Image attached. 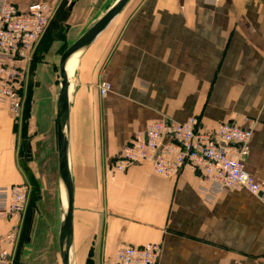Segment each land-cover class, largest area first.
<instances>
[{
	"label": "crops",
	"instance_id": "0c3cea01",
	"mask_svg": "<svg viewBox=\"0 0 264 264\" xmlns=\"http://www.w3.org/2000/svg\"><path fill=\"white\" fill-rule=\"evenodd\" d=\"M42 1L48 0H15L21 8ZM56 2L58 28L45 33L35 56L21 66L22 117L16 120L0 102V187L28 184L41 204L48 195L57 197L58 252L49 255L53 264H62L60 59L118 0ZM61 25L65 29L56 37ZM49 38H67L59 58L48 54ZM70 77L76 264H106L118 248L147 243L161 245L159 264H264L259 197L207 189L190 169L160 176L144 162L123 173L111 170L136 132L163 118L196 117L209 131L226 122L252 130L243 163L264 192V0H130L73 65ZM102 82L112 87L106 96L99 90ZM32 211L35 221L38 212ZM14 225L0 222V235ZM27 256L25 250L21 262ZM39 260L35 263L42 264Z\"/></svg>",
	"mask_w": 264,
	"mask_h": 264
},
{
	"label": "built area",
	"instance_id": "2783aa9c",
	"mask_svg": "<svg viewBox=\"0 0 264 264\" xmlns=\"http://www.w3.org/2000/svg\"><path fill=\"white\" fill-rule=\"evenodd\" d=\"M217 3L219 0H208ZM56 0L34 3L21 8L15 0H0V102L12 116L23 115L22 65L31 61L37 44L46 33L56 12ZM102 82V96L111 91ZM251 129L233 123H222L215 130H205L196 117L184 122L161 119L145 130L136 132L116 156L111 170L126 172L138 164L149 162L160 176L177 175L190 169L204 187L217 192L246 190L264 202V192L243 160L250 152ZM31 188L28 184L0 187V222H14L6 235H0V264L12 263V248L24 219ZM161 245H125L106 264H159Z\"/></svg>",
	"mask_w": 264,
	"mask_h": 264
},
{
	"label": "water",
	"instance_id": "95a60500",
	"mask_svg": "<svg viewBox=\"0 0 264 264\" xmlns=\"http://www.w3.org/2000/svg\"><path fill=\"white\" fill-rule=\"evenodd\" d=\"M130 0H118L109 8L108 12L81 35L62 55L59 64L61 88L57 101V130L59 153V192H60V231L59 252L62 264H76L73 244V211L74 188L69 167V115H70V88L72 79L69 69L77 63L79 58L93 43L96 37L109 25V23L122 12ZM61 25L56 34L59 37L64 31ZM30 147L27 146L29 151Z\"/></svg>",
	"mask_w": 264,
	"mask_h": 264
},
{
	"label": "rangeland",
	"instance_id": "374dc122",
	"mask_svg": "<svg viewBox=\"0 0 264 264\" xmlns=\"http://www.w3.org/2000/svg\"><path fill=\"white\" fill-rule=\"evenodd\" d=\"M54 17L46 31V35L49 31H51V28H53V30L58 28V23L57 21H54ZM49 39L50 47L53 49L49 51L48 54H56L55 57L59 58L67 48V44L69 43L67 42V38L61 40L60 42H55L51 38ZM34 54L32 58L35 56ZM58 77L60 79V76ZM33 208H36L38 212L35 216V221L33 219ZM22 222L23 225L20 233V241L13 264H36L35 262L37 257H40L39 263L53 264V258L49 255V253L53 251V253L58 252L59 208L57 197L48 195L41 204L35 195H32V197L30 195L27 210ZM31 226L32 229H30ZM28 237L31 238L30 244H27ZM25 250H27L29 256L25 258L24 262H21L22 254ZM41 254H44V256Z\"/></svg>",
	"mask_w": 264,
	"mask_h": 264
},
{
	"label": "bare ground",
	"instance_id": "6f19581e",
	"mask_svg": "<svg viewBox=\"0 0 264 264\" xmlns=\"http://www.w3.org/2000/svg\"><path fill=\"white\" fill-rule=\"evenodd\" d=\"M72 67H73V66H71V68H72ZM71 68L69 69V73H70Z\"/></svg>",
	"mask_w": 264,
	"mask_h": 264
}]
</instances>
